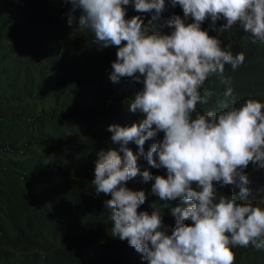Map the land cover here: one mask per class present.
Masks as SVG:
<instances>
[{
    "label": "clouds",
    "instance_id": "obj_1",
    "mask_svg": "<svg viewBox=\"0 0 264 264\" xmlns=\"http://www.w3.org/2000/svg\"><path fill=\"white\" fill-rule=\"evenodd\" d=\"M65 3L72 12L80 10L78 29L91 32L94 45L117 49L110 81L130 78L142 85L125 101L139 122L110 125L111 142L119 150H101L95 163V192L111 197L105 207L112 237L127 241L145 264H236L233 248L264 250V207L248 200L245 174L250 164L264 168V102L249 97L237 106L228 87L222 110H199L214 95L206 82L215 74L229 84L225 66L235 71L245 62L243 52L234 55L210 32L223 21L225 31L238 26L251 42L264 43V0H168L172 8L182 9L183 17L167 20V33L150 27L164 11L165 0ZM128 6L141 15L127 18ZM152 13L145 25L142 14ZM205 21L211 22L209 30L202 28ZM72 22L70 14L69 26ZM149 140L155 142L145 153ZM130 143L152 168L166 170V177L141 172ZM138 175L153 181L151 194L158 200L151 213L139 211L145 192L127 187ZM216 185L238 187L239 192L226 196ZM177 200L180 206L168 208ZM159 201L174 217L171 228L164 224Z\"/></svg>",
    "mask_w": 264,
    "mask_h": 264
},
{
    "label": "trees",
    "instance_id": "obj_2",
    "mask_svg": "<svg viewBox=\"0 0 264 264\" xmlns=\"http://www.w3.org/2000/svg\"><path fill=\"white\" fill-rule=\"evenodd\" d=\"M154 14H142L145 25ZM135 15L141 14L128 6L127 18ZM175 15L183 17L182 9L165 0L150 27L167 33L166 21ZM80 16L65 0H0V264H145L127 241L112 237L105 207L111 197L97 195L92 185L98 153L120 147L111 142L109 126L130 127L140 120L125 101L142 85L130 78L110 81L117 49L94 45L93 34L78 29ZM210 23L202 28L209 30ZM223 24L218 21L210 35L220 37L234 55L243 52L245 62L235 71L225 66L229 84L215 74L206 82L214 95L201 112L222 110L228 87L237 106L249 97L264 102V43L251 42L238 26L225 31ZM153 142H145V153ZM128 147L141 172L166 177V170L152 168L139 155L135 143ZM245 174L248 200L260 204L264 168L250 164ZM152 183L138 175L127 184L146 194L139 211L151 213L158 200ZM216 187L226 196L239 192L238 187ZM169 203L168 208L181 204ZM157 206L164 224L173 227L164 202ZM232 250L236 264H264V250Z\"/></svg>",
    "mask_w": 264,
    "mask_h": 264
},
{
    "label": "rangeland",
    "instance_id": "obj_3",
    "mask_svg": "<svg viewBox=\"0 0 264 264\" xmlns=\"http://www.w3.org/2000/svg\"><path fill=\"white\" fill-rule=\"evenodd\" d=\"M264 178V177H263ZM260 204H262L263 206H264V195H263V197L261 198V200H260Z\"/></svg>",
    "mask_w": 264,
    "mask_h": 264
}]
</instances>
